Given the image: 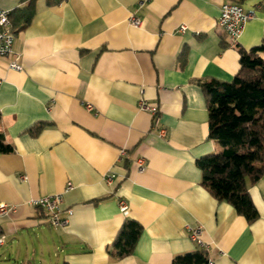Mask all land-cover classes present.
<instances>
[{
  "label": "crops",
  "instance_id": "crops-1",
  "mask_svg": "<svg viewBox=\"0 0 264 264\" xmlns=\"http://www.w3.org/2000/svg\"><path fill=\"white\" fill-rule=\"evenodd\" d=\"M231 1L36 0L26 25L28 0H0L18 11L14 54L0 57V135L13 148L0 153V205L13 208L0 215V249L33 233L53 237L62 264H173L200 249L214 264H264V175L248 185L259 215L249 223L202 185L197 165L222 151L208 138L200 83L232 81L239 49L264 42V0H246L254 18L231 44L219 26ZM36 125L44 127L32 135ZM53 195L63 197L62 217L73 211L66 227L31 204ZM126 220L143 230L134 253L118 259L110 249Z\"/></svg>",
  "mask_w": 264,
  "mask_h": 264
},
{
  "label": "trees",
  "instance_id": "trees-1",
  "mask_svg": "<svg viewBox=\"0 0 264 264\" xmlns=\"http://www.w3.org/2000/svg\"><path fill=\"white\" fill-rule=\"evenodd\" d=\"M246 0H232L243 4ZM36 0H28L20 10L21 19L28 25L35 15ZM11 11V30L14 15ZM238 47V45L236 46ZM240 70L230 82L212 79L200 83L207 100L209 117L208 138L222 151L197 161L203 173L202 185L219 202L231 205L249 223L259 215L248 191L264 175V42L250 51L239 49ZM1 120V114H0ZM43 125L29 129L37 135ZM12 146L0 135V153H10ZM142 226L126 220L121 227L110 254L122 259L134 253L142 233ZM205 249L178 256L173 264H209ZM67 264V263H64Z\"/></svg>",
  "mask_w": 264,
  "mask_h": 264
},
{
  "label": "built area",
  "instance_id": "built-area-1",
  "mask_svg": "<svg viewBox=\"0 0 264 264\" xmlns=\"http://www.w3.org/2000/svg\"><path fill=\"white\" fill-rule=\"evenodd\" d=\"M144 5V2L141 3V6ZM11 11L4 10L0 8V57H8L14 54V40L15 37L12 33ZM254 18L253 12H247L242 4L235 2L225 3L221 9V16L219 19V26L223 32L228 37L232 45H237L240 36L244 30L245 25ZM129 24L134 27H141L142 21L132 15L129 19ZM186 27H181V33H184ZM10 68L14 70H21L22 67L16 62L10 64ZM140 109L148 111L152 114H156L155 110L150 107L146 101L142 100L139 103ZM89 110H92L90 105L87 106ZM160 135L166 137V131L164 129L160 130ZM125 154V152H124ZM138 170L140 173L146 171V161L145 159H138L136 161ZM114 175L107 176V181L112 182ZM33 207L41 208L48 214V221L54 227H66L69 224V220L73 215L71 209L65 211L66 216L62 217L64 212L63 206V197L61 195H53L44 197L41 199L31 201ZM121 210L124 212L128 209V206L125 201L121 202ZM13 208L5 204L0 205V215H5L12 211ZM201 230L200 229H191L190 237L195 241L199 246L204 247L201 239ZM5 243V236H0V246H3ZM209 264H214L212 261Z\"/></svg>",
  "mask_w": 264,
  "mask_h": 264
},
{
  "label": "rangeland",
  "instance_id": "rangeland-1",
  "mask_svg": "<svg viewBox=\"0 0 264 264\" xmlns=\"http://www.w3.org/2000/svg\"><path fill=\"white\" fill-rule=\"evenodd\" d=\"M58 255L53 237L37 239L30 233L20 243H7L0 249V264H62Z\"/></svg>",
  "mask_w": 264,
  "mask_h": 264
}]
</instances>
